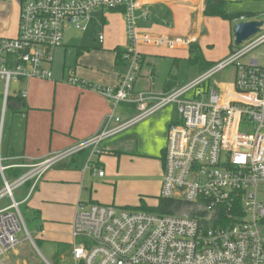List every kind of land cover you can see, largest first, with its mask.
Here are the masks:
<instances>
[{
  "label": "built area",
  "instance_id": "2783aa9c",
  "mask_svg": "<svg viewBox=\"0 0 264 264\" xmlns=\"http://www.w3.org/2000/svg\"><path fill=\"white\" fill-rule=\"evenodd\" d=\"M147 20L150 5L141 0H21L18 34L0 37V96L3 114L11 102L22 106L29 79H52L53 50L64 45L67 25L85 31L96 11L120 10L127 21V72L117 86L69 77L71 84L94 90L111 102L100 130L90 138L31 163L11 164L27 171L12 180L4 175L0 201V264L25 241L35 245L21 210L44 173L59 163L90 150L87 167L99 177L95 157L103 145L169 104L180 120L169 128L165 147L161 198L181 203L168 214L121 208L98 202L76 206L72 230V264H264V66L243 58L264 44V29L209 69L172 90L137 91L141 46L188 47L192 36L170 37L140 31L136 11ZM254 20L240 15L233 21ZM104 40V34H99ZM233 66L235 77L213 84L212 78ZM17 85L13 90L12 84ZM135 106L133 115H117V107ZM25 115V113H24ZM17 158V157H13ZM10 166V167H11ZM30 183L17 201L14 191ZM237 207L239 209H237ZM241 212L242 214H238ZM228 214L230 220L221 222ZM25 230L24 239L19 234Z\"/></svg>",
  "mask_w": 264,
  "mask_h": 264
},
{
  "label": "crops",
  "instance_id": "0c3cea01",
  "mask_svg": "<svg viewBox=\"0 0 264 264\" xmlns=\"http://www.w3.org/2000/svg\"><path fill=\"white\" fill-rule=\"evenodd\" d=\"M141 1L143 4L148 3L150 5V15L148 19L145 20L142 17L144 7L136 11L137 25L140 31L153 35L163 34L170 37H182V35H184V37L192 36L196 39L197 43L199 37L209 33L207 24V32L204 35L201 34L204 21L208 18L204 14L206 0ZM13 11L14 8L12 7L11 1L0 0V34H4L9 30L12 23ZM95 14H100L102 16L101 21L98 23L101 28L96 30L95 45L84 44L76 46L75 51L73 49L69 50L68 48L70 45L68 44L67 32L72 29H79L70 24L67 25L64 45L57 49L64 50V55L60 53L61 60L57 61V50H53L54 62L51 68L54 72V79L43 80L34 78L22 81L18 84L17 88L28 89L29 95L26 99V104H23L21 108L12 105H9L8 108H11L14 114H20L21 120L24 122L22 125L21 137H18L17 133L19 131H15L13 127L7 131L4 119L8 108L3 114V101L0 96V164L5 167L4 175L7 179H14L17 169L21 171V174L27 171V168L14 167L11 166V164L38 161L49 155L52 151L63 150V148L68 147V145L72 143H76L80 139H87L95 135L100 130L106 115L110 113L111 102L106 97L94 90L79 87L68 82L69 77L76 76L92 83L115 87L118 84L119 77L127 72V62L123 60L118 63V50L121 49L125 51L129 43L127 21L124 13L120 10L96 11L93 13V19L87 25V29L95 23ZM262 28L264 29V24ZM194 30L196 32H193ZM100 33L104 34V40L102 42L99 40ZM233 44L231 39L229 43L230 54ZM262 46H264V44L259 47ZM80 49L82 53H79ZM141 52L144 57V62L136 83L137 91L154 89L159 93L166 92L165 87L172 79L171 74L160 84H155L154 81L155 75H157L155 60L159 59V57L168 56L173 59V64H175L176 61L182 60L186 62L190 57L188 47L165 48L142 45ZM68 57H70L69 64L67 63ZM254 59L257 60L256 58ZM55 62H58V67H53ZM260 65L264 66V64ZM235 71L236 70H234L231 81H233L235 77ZM199 73L200 72H198V74ZM148 80L153 85H150L149 89L142 88L141 84L146 83ZM178 85L179 82L177 81L174 87ZM120 107H122L126 114L124 116L130 115L129 108L127 109L122 105ZM24 113L25 116H23ZM178 116L179 115L175 112L161 113V111H159L150 116L151 118L148 117L144 119L122 135L108 141L107 145L109 147L112 145L115 149L123 147L125 150L124 153L137 155V151L140 149L139 136L137 133L141 132L142 129L143 134H145V131L148 130L149 135L153 137L154 150L153 152L143 153L146 156H155L157 160L161 162V165H163L169 128L173 123L180 120ZM141 123L142 125H140ZM83 154L84 151L74 156L71 160H65L44 173L36 188L24 203L27 204L34 195L38 198V209L34 210V214L35 211H38L39 216L37 215L35 219L55 222V220L48 218L50 216L48 214L49 208L56 205L67 204L66 202L57 200L61 192L58 188H65V190L66 188H78L80 194V189H82L89 171L93 173L91 174L92 176L99 177L86 166L87 164H84ZM120 155L118 157H120ZM0 175L1 185V172ZM81 176L82 180L80 182L79 179ZM104 177L105 176L99 178ZM29 187L30 183H27L16 189L19 190L24 188L25 190V193L22 194V198L19 201L26 199L29 193ZM92 201L93 200H90V202ZM69 206L72 207L73 204H69ZM71 227L73 230V223H71ZM43 233L44 230L40 231L41 235H43ZM39 240L43 243L44 239L40 237ZM61 243H69L72 245V242L69 241Z\"/></svg>",
  "mask_w": 264,
  "mask_h": 264
},
{
  "label": "rangeland",
  "instance_id": "374dc122",
  "mask_svg": "<svg viewBox=\"0 0 264 264\" xmlns=\"http://www.w3.org/2000/svg\"><path fill=\"white\" fill-rule=\"evenodd\" d=\"M8 1L12 2V7L14 8L12 23L9 30L4 34H0V37L11 38L17 35L20 19L21 0ZM225 10L228 13H253L255 15L254 19L262 21L264 24V0H227L225 4ZM101 19L102 16L100 14H95V23H93L86 31H80L76 29L68 31L67 37L68 44L70 45L68 49H73L75 51L76 46L84 44L95 45L96 30L101 28V26L98 24ZM207 24L209 33L205 36L199 37L198 44L200 45L207 60L218 62L230 54L229 43L231 42V39L233 43H235L234 31L236 23L234 21L230 22L228 20H224L220 17H208L204 21L206 28ZM193 32L196 31L194 30ZM182 37H184V35H182ZM56 52L57 61L61 60L60 53L64 55V50H57ZM254 58H256L260 64H264V46L250 52L249 55H247L242 60V62L247 63ZM69 62L70 57L67 58V63L69 64ZM58 65V62H55L53 67H58ZM155 66L157 73L154 79L155 84L164 82L168 76H170L169 74H171V77L174 78L175 81H178L181 85L186 83L187 80L189 81L192 79L199 72L198 67L195 65H190L188 60H186V62L183 60L177 61L175 64H173V59L168 56L161 58L159 57V59H156ZM234 70V67L231 66L217 73L212 78L211 82L213 84H217L219 82H230L233 78ZM52 79H54V72ZM0 84L3 87V83H1V81ZM73 85L82 87L81 85L77 84ZM150 85L153 84H151L148 80L146 83H142L141 87L144 89H149ZM16 87L17 85L13 83L11 89L13 90ZM153 91L155 90L153 89ZM110 110H112V107ZM116 110L117 115H126L122 107L119 106ZM160 111L161 113L175 112L180 116L178 108L174 103L169 104ZM179 116L178 118L180 119ZM4 124L7 127V131L13 127L15 131H19L17 133L18 137L22 136V125L24 122L21 120L20 114H14L11 108H8L6 111ZM140 125H142V123ZM145 132L146 133L143 134V130L141 129V132L137 133L139 136L138 138L140 145L137 155L124 153L118 157L117 155L109 154L111 146L109 147L106 142L103 145L104 154H100L94 159L95 163L98 165V170L96 173L101 170L104 172L105 177L99 178L92 176L91 174L93 173L89 171L83 183L82 189H80V194L78 188H66V190L65 188H58L61 190V192L57 197V200L66 202L67 204L56 205L52 208H49L48 214L50 216L48 218L55 220V222L46 220L40 221V219H35L34 210L38 209V198L35 195L28 201L27 204H24L25 202L21 204L22 213L33 239L38 240L40 237H43L44 240L40 247L36 245L38 249L35 248L34 244H32L30 240L25 241L17 250H15V252L12 253L10 258L12 263L30 264L27 260L28 257H26V259L24 257L28 253H32L31 255L34 264H53V258L57 251L58 243L68 241L72 242L71 223L74 221L76 205L79 203V201L90 202V200H93L92 202L113 205L121 208H131L135 210H144V208L158 207L159 201L161 199V179L163 175V165H161V162H159L155 156L144 155L143 152H153L154 150L153 137L149 135L148 130ZM83 140L85 139H80L79 141ZM76 143H78V141ZM76 143L68 145V147L63 148V150L75 145ZM56 152L59 151H52L50 154ZM89 153L90 150L84 151V164H87L88 160L86 161V158L89 156ZM81 180L82 176L80 177L79 181L81 182ZM2 186L3 183L0 185V189ZM24 193V188L15 190V199L18 201L21 200L22 194ZM10 202L11 201L8 198L4 197L0 201V208L9 205ZM69 204H73V206L70 207ZM42 230H44L43 235L40 234V231ZM25 236V230L19 234L20 239H24ZM65 260L72 262V257H66Z\"/></svg>",
  "mask_w": 264,
  "mask_h": 264
},
{
  "label": "trees",
  "instance_id": "16d2710c",
  "mask_svg": "<svg viewBox=\"0 0 264 264\" xmlns=\"http://www.w3.org/2000/svg\"><path fill=\"white\" fill-rule=\"evenodd\" d=\"M227 0H206L205 1V11L204 14L207 17H220L224 20H228L230 22H233V20L237 17H239L240 15H246L249 18H254V14L253 13H228L225 10V4H226ZM239 46L236 45V43H234L231 46V53L234 49V47ZM127 50V49H126ZM126 50L123 51L121 49L118 50V63L120 61H125L124 59V54L126 53ZM189 52H190V57L187 59L190 65H195L198 67L199 72H203L207 69H209L211 66H213L215 64V62L213 61H208L203 54V51L200 47V45L195 42L193 43L190 48H189ZM79 53H82V50H79ZM143 62H144V57L142 55L141 58V65L143 66ZM177 62V61H176ZM177 81L174 80V78H172L170 80V82L167 83V86L165 87L166 92L170 91L173 89V87L175 86ZM22 105L26 104V101H22ZM125 108H129V113L131 115L135 114L137 112L136 107L135 106H130L128 104H123L122 105ZM112 146V145H111ZM110 153L119 156L120 154L124 153L125 150L123 149V147H120V149H115L113 146L110 148ZM83 152V151H82ZM109 153V154H110ZM21 175V171L19 169H17L15 171V177H19ZM181 206V203L179 204H174V202L172 200H166V199H160L159 201V205L156 208H144V210L149 211V212H156V213H161V214H168L173 212L175 209H178ZM237 209H239L237 207ZM238 214H242L241 212H238ZM35 218L38 215L39 216V212L35 211ZM228 214H223L221 217L223 218L221 220V222L223 223H227V224H233L237 221L235 220H230L228 218ZM36 242V245L38 247L41 246L42 241L41 240H36L34 239ZM72 251V245H70L69 243H59L57 246V251L54 255V262L53 264H72V262L70 261H66L65 258L66 257H72L71 254ZM32 253H28L24 258L29 261L30 264H34L33 258H32ZM42 264V263H41Z\"/></svg>",
  "mask_w": 264,
  "mask_h": 264
},
{
  "label": "water",
  "instance_id": "95a60500",
  "mask_svg": "<svg viewBox=\"0 0 264 264\" xmlns=\"http://www.w3.org/2000/svg\"><path fill=\"white\" fill-rule=\"evenodd\" d=\"M263 22L259 20H249L244 22H239L235 25V43L236 45H242L245 41L253 37L254 35L260 33ZM207 32L205 25L202 26L201 34L204 35ZM10 105L19 108L20 104L16 102H11ZM36 249L38 247L34 245Z\"/></svg>",
  "mask_w": 264,
  "mask_h": 264
}]
</instances>
